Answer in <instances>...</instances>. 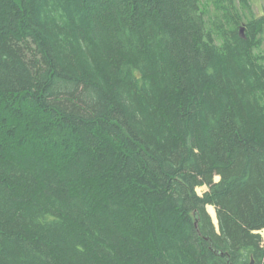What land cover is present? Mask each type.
Returning a JSON list of instances; mask_svg holds the SVG:
<instances>
[{
  "label": "trees",
  "instance_id": "16d2710c",
  "mask_svg": "<svg viewBox=\"0 0 264 264\" xmlns=\"http://www.w3.org/2000/svg\"><path fill=\"white\" fill-rule=\"evenodd\" d=\"M236 4L0 0V264H264V12Z\"/></svg>",
  "mask_w": 264,
  "mask_h": 264
},
{
  "label": "rangeland",
  "instance_id": "374dc122",
  "mask_svg": "<svg viewBox=\"0 0 264 264\" xmlns=\"http://www.w3.org/2000/svg\"><path fill=\"white\" fill-rule=\"evenodd\" d=\"M235 9L237 11H239V12L240 11L241 12L244 11L246 13V15H247L246 17H249L251 15L250 12L253 15H255V16H259V15H261L264 12V0H249V4H248L247 8H245V9H242L241 6H239V5L236 4ZM240 26H241V28H244L245 27L244 24H241ZM261 51L264 53V44L261 47ZM215 180L217 181L218 180V177H216ZM205 190H207V186L206 185L199 186L196 189V191L198 192V194H202ZM211 209L214 210V207L213 206L211 207V205H208L207 206V210L210 213V215L212 217V220L214 221L215 225H217V219H216L215 210H214V214L215 215L213 216V214L211 212ZM262 235L264 236V231H262Z\"/></svg>",
  "mask_w": 264,
  "mask_h": 264
},
{
  "label": "bare ground",
  "instance_id": "6f19581e",
  "mask_svg": "<svg viewBox=\"0 0 264 264\" xmlns=\"http://www.w3.org/2000/svg\"><path fill=\"white\" fill-rule=\"evenodd\" d=\"M211 207H212V206H211ZM211 212H212V214H213V216H214V215H215V214H214V210L211 209ZM215 220H216V219H215Z\"/></svg>",
  "mask_w": 264,
  "mask_h": 264
},
{
  "label": "water",
  "instance_id": "95a60500",
  "mask_svg": "<svg viewBox=\"0 0 264 264\" xmlns=\"http://www.w3.org/2000/svg\"><path fill=\"white\" fill-rule=\"evenodd\" d=\"M241 31H243V28H241Z\"/></svg>",
  "mask_w": 264,
  "mask_h": 264
}]
</instances>
